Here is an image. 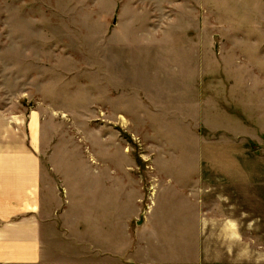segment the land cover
I'll return each instance as SVG.
<instances>
[{
    "label": "rangeland",
    "instance_id": "1",
    "mask_svg": "<svg viewBox=\"0 0 264 264\" xmlns=\"http://www.w3.org/2000/svg\"><path fill=\"white\" fill-rule=\"evenodd\" d=\"M6 136L48 208L221 183L264 248V0H0Z\"/></svg>",
    "mask_w": 264,
    "mask_h": 264
},
{
    "label": "crops",
    "instance_id": "2",
    "mask_svg": "<svg viewBox=\"0 0 264 264\" xmlns=\"http://www.w3.org/2000/svg\"><path fill=\"white\" fill-rule=\"evenodd\" d=\"M16 144L0 138V264H264V248L241 246L247 235L221 215V183L168 186L132 227L109 199L48 208L34 191L33 158L19 162ZM213 175L221 181V169Z\"/></svg>",
    "mask_w": 264,
    "mask_h": 264
},
{
    "label": "water",
    "instance_id": "3",
    "mask_svg": "<svg viewBox=\"0 0 264 264\" xmlns=\"http://www.w3.org/2000/svg\"><path fill=\"white\" fill-rule=\"evenodd\" d=\"M137 222L140 223L141 222V218H139V220Z\"/></svg>",
    "mask_w": 264,
    "mask_h": 264
}]
</instances>
